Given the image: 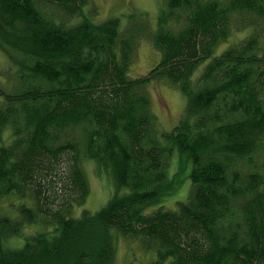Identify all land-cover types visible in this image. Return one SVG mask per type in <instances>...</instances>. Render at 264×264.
Returning <instances> with one entry per match:
<instances>
[{"label":"trees","instance_id":"1","mask_svg":"<svg viewBox=\"0 0 264 264\" xmlns=\"http://www.w3.org/2000/svg\"><path fill=\"white\" fill-rule=\"evenodd\" d=\"M94 1L0 0V47L30 62L7 59L20 86L0 84V198L18 197L17 214L0 215V264H113L121 236L152 250V264H264V0H166L155 23L128 30L118 15L97 20ZM233 24L255 33L232 43ZM144 37L159 60L135 77ZM163 80L185 95L170 130L151 106ZM184 153L189 191L169 207L182 184L170 163L184 169ZM51 158L76 186L70 197L60 185L50 209ZM84 158L116 184L95 213L82 202ZM28 225L41 230L10 245Z\"/></svg>","mask_w":264,"mask_h":264},{"label":"rangeland","instance_id":"2","mask_svg":"<svg viewBox=\"0 0 264 264\" xmlns=\"http://www.w3.org/2000/svg\"><path fill=\"white\" fill-rule=\"evenodd\" d=\"M94 2L98 5L97 20L102 21L106 18L109 19L119 16L120 28L126 27V30L141 26L145 20L149 23H155L157 18H159L158 14H160L164 6H166V0H95ZM164 12L165 9L163 10V13ZM251 29L252 28L250 27V30H244H249V32L244 33L242 32V28L236 27V24H233L230 32V35L232 36L231 38L234 39L232 43L236 42L238 39L243 40L250 35H253L255 31L253 32ZM258 35L259 37H262L264 35V31L259 32ZM228 45H230L228 42L222 43L218 50L226 48ZM262 45H264V36L262 37ZM7 59L10 60L15 67L22 68L23 66L22 69L29 68L30 62H21L22 58L20 55H18V53H14L10 47H0V84L7 86V89L10 91L12 86H20V84L18 79L15 82L8 83L6 78L8 73L3 72L6 71L9 66ZM158 60L159 56L152 41L146 37L141 38L138 40L136 45L131 75L137 77L146 74V72H148ZM160 82L163 84L155 88V90L150 88L151 106L156 115L158 125L164 130H170L174 124L182 118L185 95L176 85L166 80ZM11 139L12 129L8 127L2 133V140L4 143H9ZM61 152L64 154L67 150H61ZM184 155L187 160L185 162L184 169L179 168V166L176 165L177 158H173L170 163L171 174H175V171L177 172L178 170L180 172L179 176L182 184H177L175 187L176 191L170 195L172 197L167 198L166 204L169 207L174 203L173 197H176V201L183 200L189 191L190 182L187 176L189 177L190 175L191 162L185 153ZM60 157L63 158L64 156L60 155ZM83 167L87 173V190L82 201L84 203L83 206L91 210V213H95L106 206L109 194L111 195L113 192V186L115 187L116 184L113 178L101 174L94 160L84 158ZM63 174L64 173L61 172V168L58 167L55 160L51 158L49 160L48 169L42 174V179L45 181L44 188L46 189L47 180V192L50 195L48 200H42V203L48 205L50 209L52 204L56 203V200L62 198V195L61 197H58L54 194L60 185H65L64 187L67 191H69L70 197L72 196L71 192L76 186V183H74L71 175L68 173ZM67 176L72 181H68L66 184ZM61 178L64 179L62 180ZM59 181H62L63 184H60ZM49 182H53V184L50 185ZM17 198L18 197L16 195L4 197L3 199L0 198V215H8L13 218V216L17 214L15 211V208H17L18 205ZM80 211L81 208L76 207L73 209L72 215L77 216ZM40 230L41 227L38 225H28L23 232V236L12 238L9 240V244L16 247L22 246L26 241L33 239L35 234H37ZM97 243L98 242H93V245ZM113 247V264H152L155 258L152 250L144 247L141 241L136 238L127 239L121 236L113 243Z\"/></svg>","mask_w":264,"mask_h":264}]
</instances>
